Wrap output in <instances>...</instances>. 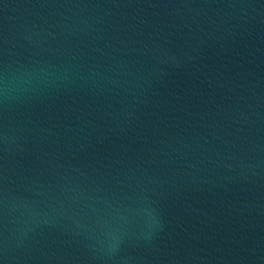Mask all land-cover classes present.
I'll list each match as a JSON object with an SVG mask.
<instances>
[{
	"label": "water",
	"instance_id": "95a60500",
	"mask_svg": "<svg viewBox=\"0 0 264 264\" xmlns=\"http://www.w3.org/2000/svg\"><path fill=\"white\" fill-rule=\"evenodd\" d=\"M0 264H264V0H0Z\"/></svg>",
	"mask_w": 264,
	"mask_h": 264
}]
</instances>
